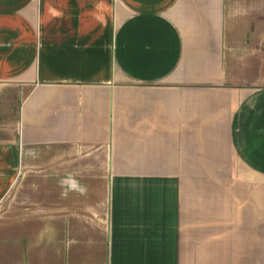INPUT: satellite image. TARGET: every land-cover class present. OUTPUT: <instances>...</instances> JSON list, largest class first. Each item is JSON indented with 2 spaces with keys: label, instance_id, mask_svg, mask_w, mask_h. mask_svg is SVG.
<instances>
[{
  "label": "crops",
  "instance_id": "0c3cea01",
  "mask_svg": "<svg viewBox=\"0 0 264 264\" xmlns=\"http://www.w3.org/2000/svg\"><path fill=\"white\" fill-rule=\"evenodd\" d=\"M0 264H264V0H0Z\"/></svg>",
  "mask_w": 264,
  "mask_h": 264
},
{
  "label": "clouds",
  "instance_id": "9594fccd",
  "mask_svg": "<svg viewBox=\"0 0 264 264\" xmlns=\"http://www.w3.org/2000/svg\"><path fill=\"white\" fill-rule=\"evenodd\" d=\"M74 186V185H73Z\"/></svg>",
  "mask_w": 264,
  "mask_h": 264
}]
</instances>
